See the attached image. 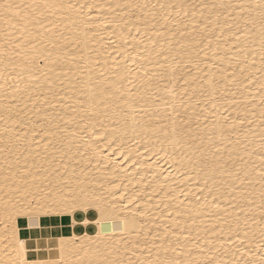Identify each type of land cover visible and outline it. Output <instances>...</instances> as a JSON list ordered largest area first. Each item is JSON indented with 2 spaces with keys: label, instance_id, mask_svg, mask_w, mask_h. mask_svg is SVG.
<instances>
[{
  "label": "bare ground",
  "instance_id": "1",
  "mask_svg": "<svg viewBox=\"0 0 264 264\" xmlns=\"http://www.w3.org/2000/svg\"><path fill=\"white\" fill-rule=\"evenodd\" d=\"M32 2L34 0H0V5ZM46 2H71L86 7L82 12L56 10L43 20L45 28L52 29V32H47L39 38L33 39L37 31L44 32V28L39 25L30 28L23 35L18 31L19 24L17 25L16 36L23 45L19 50L21 55L15 56L10 52L8 55L19 65L13 75L18 73L23 80H9L6 87L0 88V116L7 115L5 106L11 104L16 105V108L12 109L13 113L23 109L27 116L21 118L13 115L12 120L7 123L10 132H5V123L0 120V148L7 144L11 150L10 163L14 171L28 167L33 174L38 173L39 178L33 180L30 176L28 183L22 184L18 195L10 193L9 197H5V192H8L3 185L5 153L0 152V233H3V221L6 219L3 200L9 198L17 201L27 192L28 200H24L22 208L25 214L18 217L16 222L17 237L26 242V257L30 259L37 257L32 247L35 246L36 235L41 230L46 235L39 258L56 261L60 259L61 240L66 242V249L69 251L75 250L81 244L87 247L90 242L94 246L98 234L103 240H118L122 235L127 236V232H122L125 222L127 227H134L141 232V240L144 239V233H150L147 237L149 241L152 237H158L157 244L160 243V238L173 241L179 239L183 243L185 237H189L192 243L183 251L191 248L194 253L199 251L196 244L206 247L203 242L211 240L212 246L220 250L219 258L232 259L234 248L227 242L228 238L231 236L233 243H239L233 234L236 230V218L239 216L240 223L243 224L244 212L249 209L237 193L230 194L227 183L232 178L224 176L223 171L239 172L245 169V162L248 169L253 165L259 167L258 156L249 153L254 149L259 151L257 144L261 131L259 95L255 91L257 85H248L244 79L253 70L248 69L241 75L235 58L237 48L235 37L232 35L236 31L234 20H228L229 24H233L232 30L224 27L222 34L221 29L214 24L209 26L205 35L211 39V48L207 49V61L199 65L200 72H197L193 65L184 64L185 57L179 56L181 67L177 69L176 75L182 76L183 79L166 77L157 84L158 77L155 74L162 70L156 67L155 62L157 59L161 63L165 61L163 57L158 58L156 52L161 44L165 50L169 48L167 40L172 38L170 30L184 31L186 24L190 32L193 21L207 22L204 20V17L209 16L207 9L190 7L192 4L199 5L202 0ZM207 2L211 3L213 0ZM224 2L227 3L228 0ZM232 2L235 3L236 0ZM160 3L189 5L188 19L184 18L183 10L176 9L171 10L173 22H166L161 17L167 15L169 10L161 12L157 7L156 30H152L143 23L145 12H150V9L116 7L118 4L158 6ZM87 5L93 7L88 8ZM20 11L23 13L24 9L21 8ZM177 11H180L179 17ZM193 11L196 13L195 17L192 16ZM2 12L3 9L0 8V13ZM219 14L223 25L228 12L220 10ZM215 19L216 15L212 14V20ZM162 25L164 27H161ZM4 27V22L0 19V52L6 49ZM137 27L140 28L139 34ZM157 30L164 34L157 35ZM61 34L66 39L61 38ZM196 38L199 39V36ZM173 39L179 41L180 37L177 35ZM187 39H192V36H186L185 40ZM41 40L43 46L51 51L49 62L44 68L33 69L31 73L22 70L31 67L22 63L25 59L24 53L31 55L28 42L36 44L39 51ZM54 40L58 42L56 48H52ZM207 44L208 40H204L200 47L203 48ZM256 47V67L259 68L258 45ZM177 51L178 49L174 48L171 54L175 55ZM214 51L219 53L216 59H213ZM251 58L249 56V60ZM4 59L5 56H0V60ZM200 59L204 60L203 52ZM51 60L56 63L52 64ZM97 60L99 65L96 64ZM2 68L3 64L0 63V69ZM163 71L169 70L165 68ZM101 72L105 74L106 82L101 81ZM189 73L198 77L194 85ZM204 74H207L208 81L214 80L215 84L205 83L201 87L199 77ZM30 75L40 79L32 80ZM255 75L258 78L261 74ZM148 76L153 79L149 81ZM185 80L190 83L186 85ZM0 85H5L3 76H0ZM246 86L248 107H245V98L241 94ZM104 87H110L112 92L119 87L121 91L116 95H122L123 99L116 100L113 96L101 95ZM166 87L174 89V95L165 91ZM17 88L20 91H16ZM185 88L187 95H184ZM232 93H236V100L241 103L230 102ZM252 96H255V99H252ZM253 111L255 116L252 115ZM177 112L180 113L179 117ZM245 115L248 120L254 121L252 125H248L247 121L243 126L238 123L237 118ZM20 119L24 120V126L18 123ZM173 120L178 130L184 129L196 137L195 141L189 143L201 145L203 136L201 147L209 161L205 171L189 170L191 166L184 162L187 159L185 153L191 155L193 150L185 146L187 135L179 137L180 143H176L177 136L172 132ZM56 125H59V128L55 127ZM249 128L252 131H248ZM46 131L55 133V136L45 135ZM209 132H214L212 142L222 149L218 153L222 170L212 157L215 149L209 147ZM25 134L28 140L15 139L17 135ZM9 136L12 137L11 143L7 142ZM250 140L253 143L249 144ZM49 141L56 150L53 147L46 148ZM51 161L54 163L49 165ZM212 168H217L214 177ZM53 169H58V174ZM45 175L49 177L47 180L43 179ZM205 179L208 180L207 186ZM214 183L216 187H213ZM235 183L240 185L241 181L236 180ZM254 187L258 192L259 184L256 183ZM233 195H237V200H233ZM253 199L255 204L250 214L259 211L256 208L260 203L258 196ZM29 200L32 201L31 209L28 207ZM37 201L50 207H37ZM233 203H240L244 212H241L240 208L233 209ZM37 212L40 213L37 222L41 227L29 228L28 214ZM252 231L258 234L259 229L253 225ZM4 243L0 238V249ZM245 244H248L247 240ZM224 249H229L227 255L224 254ZM252 251H256L255 247H252ZM152 253L153 255L149 256L147 248L139 247L135 249V255L131 252L128 255L133 260H149L155 258V248ZM164 255L161 250L160 258ZM167 255L173 254L169 252ZM193 258H196L195 255Z\"/></svg>",
  "mask_w": 264,
  "mask_h": 264
},
{
  "label": "snow or ice",
  "instance_id": "2",
  "mask_svg": "<svg viewBox=\"0 0 264 264\" xmlns=\"http://www.w3.org/2000/svg\"><path fill=\"white\" fill-rule=\"evenodd\" d=\"M86 5H74L71 2L63 3V4H55L46 2H32L27 4H16V3H4L0 5V8L3 9V12L0 13V19L4 22V36H5V44L6 49L4 52H0V56H5L6 59L0 60V63L3 64V68L0 69V76H3L5 79V85H0V88H4L7 85V81L9 80H23V77L18 73L13 75L16 68L19 66L16 62L11 59V56L8 55L10 52L15 56H20L21 52L19 51L22 48V44L20 43L19 38L16 36L17 25L19 24L18 31L21 35L27 33L30 28H34L39 25L40 28H44V32H36L35 38L42 37L47 32H52V29H47L44 26L43 20L47 19L49 15L54 14L56 10L64 9V10H76L78 12H82ZM88 8L93 7L92 5H87ZM117 8H140L141 10L150 9V12H145V16L143 18V23L146 27L156 30V20H157V12L156 9L159 7V10L163 12L165 9H168L169 12L167 15L162 16L161 18L166 22H173V18L171 16V10L180 9L183 10V16L185 19H188L189 12L187 11L189 5L187 4H164L160 3L158 6L156 4L148 5V4H129V5H116ZM192 9H196L199 7L201 10L207 9L209 12V16L204 17L203 21H193V26L188 31V26L184 25V31H180L179 29L172 31L170 30V34L172 38L167 40L169 48L165 50L163 48V44H161L160 49L156 52V56L163 57L165 63H161L159 59H157L156 67L160 68L162 71L160 73L155 74L157 79V84L162 82L166 77H171L172 79H183L182 76L177 77L176 71L179 67H181V61L178 59L179 56H184L185 59L183 61L184 64H191L196 68L197 72H200L199 65L204 63L208 59L207 49L211 48V39L205 33L208 32L210 25H215V27L221 29V34L223 33V28L227 27L229 31L232 30L233 24H229L228 20H234L236 31L232 33L235 37V45L237 48L236 52V60L238 61L237 66L240 67L241 75L245 73L246 70L252 69L244 79L248 82V85H257L255 91L259 95V105L260 113H259V127L261 131L259 133L260 139L257 144V148L259 151L257 152L255 149L249 153V155H256L260 160L259 167L257 168L253 165L250 169L247 168V162H245V169H241L239 172H230L223 171L224 176L231 177L227 183V188L231 193H237L240 200L246 202V207H248L249 211L244 212V207L241 206L240 203H233L231 207L233 209L240 208L241 212H244L243 216V224L240 223V217L237 216L236 222V230L233 233L239 240L238 244L233 243L231 236L228 238V243L232 244L234 251H232V259H221L219 258V249L212 246V241L207 240L203 242L206 247H201L200 244H196V247L199 248V251L194 253L191 248L185 252L183 251L189 244L192 243V240L189 237H185L184 242L182 243L179 239L176 240H165L160 238V243L157 244L156 240L158 237H152V240L149 241L147 237L150 233H144V239L141 240V232L136 228L127 227V222H125V227L122 229V232H127V236H121L118 240H103L100 238V234H98L95 245L92 246V242L89 243V246H85L81 244L75 250L69 251L66 249V242L64 240L60 241V259L56 261L52 260H42L39 258V253L41 251V245L44 242V236L46 235L43 230L40 231L39 234L36 235L35 246L32 247V251L37 253V257L34 259H30L26 257V253L28 252V247H26V242L17 237V218L23 216L25 213L22 211L24 200H28V193L25 192L24 196L17 201H12L9 198H5L3 200V213L6 219L3 221L4 230L3 233H0V238L5 241L3 248L0 249V264H264V0H236L235 3L232 0H228V2H224V0H213V2L209 3L207 0H202L199 5L192 4L190 6ZM21 8L24 9V12L21 13ZM15 10V11H13ZM220 10L228 12L227 18L224 20L223 25L220 21ZM231 10V11H228ZM233 13H235V17H233ZM177 17L180 16V11H177ZM212 14L216 15L215 21L212 20ZM195 11L192 12V16L195 17ZM151 19H148V17ZM242 22V23H241ZM182 23V22H181ZM161 27H164L163 25ZM137 33H140V28L137 27ZM163 32L157 30V35H163ZM55 35V33H53ZM179 35L180 40L177 41L173 39ZM191 35L192 39L185 40V37ZM199 36V39L196 37ZM61 38L66 39L62 36ZM122 39H126L122 37ZM135 39V37H133ZM204 40H208V44L203 48L200 45L203 44ZM28 45L31 49V55L28 53H24L25 59L22 61L25 65H31L30 68L22 69L27 70L30 73L33 69L40 70L44 68L50 60L51 51L43 46V41L41 40V49L38 51L37 46L31 41L28 42ZM243 45V46H241ZM258 45V53L260 56V67H256V59L257 55V46ZM58 46L57 41L52 42V48H56ZM153 47L155 48V43H153ZM178 49L175 55H172L173 49ZM167 52V54H166ZM201 52H203L204 60L200 59ZM241 53L243 56L241 57ZM119 55V53H117ZM219 56L218 52H213V59H216ZM249 56L252 58L249 60ZM231 59V58H230ZM151 62V61H150ZM52 64H55V60H51ZM107 61H105V64ZM96 64L99 65V61H96ZM246 65L247 67L243 66ZM211 67V65H209ZM167 68L169 71H163ZM51 70V69H50ZM256 73H260L261 75L257 78ZM147 75V73H145ZM190 76L191 83L194 85L197 76L188 74ZM99 77L101 81L106 82L105 74L103 72L99 73ZM89 78L91 79V72L89 71ZM30 79L39 80L40 77L35 75H30ZM126 79V78H122ZM149 81L153 79L152 76H148ZM201 81V87L204 86L205 83L215 84V81H208L207 74L199 77ZM130 82V81H129ZM236 83H242V81H230ZM189 80H185V84H189ZM94 87L96 85H93ZM143 87V85H140ZM16 91H20L19 88ZM121 89L119 87L116 88L115 92L110 90V87H104L101 91V95H108L115 97L116 100H122V95H116L120 93ZM170 95H174V89L165 88ZM248 92V87L246 86L242 95L245 98V107H248L246 101L248 100V96L245 93ZM187 88L184 90V95H187ZM255 99V96L251 97ZM232 104H239L240 101L236 100V93H232V99L230 101ZM103 103V101H101ZM183 104V100L181 101ZM199 103V102H198ZM107 106V105H105ZM53 107H55L53 105ZM16 105L11 104L5 106V112L7 115L0 116V120H3L5 123V132H10L11 129L7 127V123L9 120H12L13 115L18 117H26L27 113L21 109L18 112L13 113L12 109H15ZM39 111V110H37ZM175 111V109H173ZM176 115L179 117L180 113L177 112ZM252 115L255 116V111L252 112ZM238 123L243 126L247 121L248 125H252L254 123L253 120H248L247 115L243 117L237 118ZM18 123L21 126H24V120L20 119ZM55 127L59 128V125ZM63 131V129H61ZM248 131H252L251 128ZM173 135L177 136L176 143H180L179 137L183 135H187L188 139L185 140V146L191 147L193 150V154L185 153L187 159L184 161L187 165H190V171L198 170L205 171L208 168L209 161L204 156L202 151V143L203 136L201 137V145H194L189 143V141H195L196 137L192 136L190 132H185L184 129L178 130L175 126V120H173ZM35 134V133H33ZM253 135H256L255 132H252ZM45 135L55 136V133L51 131H46ZM73 135H75L73 133ZM214 132H209L207 134L208 140L210 141V148H214L215 151L212 153V157L216 159L217 164L218 161V153L222 151L221 148L217 147L214 142H212V137ZM221 137H223V133H221ZM16 140L24 139L28 140L27 135H17L15 137ZM12 137H7V142L11 143ZM31 141H29V144ZM39 143V142H37ZM249 144L253 143V141H248ZM47 147H53L51 141L46 144ZM54 150H56L54 148ZM0 152H4V176H3V185L8 189V192H5V197H9V194L18 195L22 190V184H27L29 181V177L33 180L39 178L38 173L33 174L30 172L28 167H24L22 169L17 168L15 171L13 170V166L10 163L12 152L8 149L7 144L4 148H0ZM243 159V158H241ZM54 163V161L49 162V165ZM16 164H19V159L17 158ZM203 165L204 167H200ZM219 168L222 170L223 166L219 165ZM54 172L58 174V169H53ZM217 168H212V174L214 177ZM243 172V175H241ZM255 177V179H250V177ZM49 177L45 175L43 179L47 180ZM191 179V177H188ZM236 180H240L241 184L237 185L235 183ZM208 180L205 179V186H207ZM259 184V190L256 191L254 185ZM213 187H216L214 183ZM251 189V190H249ZM211 192V189H209ZM217 191L219 188L217 187ZM258 196L259 205H256V208L259 209L258 213L250 214L253 211V205L255 201L253 197ZM237 195H233V200H237ZM123 198V197H121ZM28 207L32 208V201L29 200ZM37 207H50L48 205H41L39 201H37ZM39 212L35 214H28L29 228H39L41 225L37 222ZM47 215V212H45ZM251 221V223L249 222ZM102 224L103 221H100ZM133 223H135V219H133ZM253 225H255L259 232L258 234L252 231ZM142 227V226H141ZM243 233L241 236L240 234ZM105 235H107L105 233ZM257 235L259 238L257 239ZM135 236V239H129L128 237ZM248 241V244H245V241ZM143 247L148 249L149 256H152V249H156L155 258L149 260H133L131 256L128 255L129 252L132 255H135V249ZM252 247H255L256 251H252ZM165 253L163 258H160V251ZM229 249H224V254L227 255ZM171 252L173 255H167ZM239 254V255H237ZM195 255L196 258H193ZM181 257H184L183 259Z\"/></svg>",
  "mask_w": 264,
  "mask_h": 264
}]
</instances>
